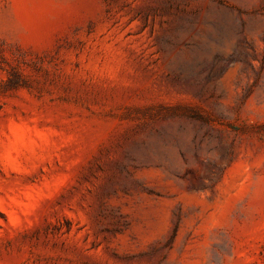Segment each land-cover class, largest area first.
<instances>
[{
  "label": "rangeland",
  "instance_id": "374dc122",
  "mask_svg": "<svg viewBox=\"0 0 264 264\" xmlns=\"http://www.w3.org/2000/svg\"><path fill=\"white\" fill-rule=\"evenodd\" d=\"M0 264H264V0H0Z\"/></svg>",
  "mask_w": 264,
  "mask_h": 264
}]
</instances>
